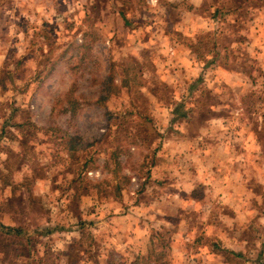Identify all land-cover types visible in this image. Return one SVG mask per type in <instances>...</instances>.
I'll return each instance as SVG.
<instances>
[{
	"label": "rangeland",
	"instance_id": "374dc122",
	"mask_svg": "<svg viewBox=\"0 0 264 264\" xmlns=\"http://www.w3.org/2000/svg\"><path fill=\"white\" fill-rule=\"evenodd\" d=\"M0 264H264V0H0Z\"/></svg>",
	"mask_w": 264,
	"mask_h": 264
},
{
	"label": "trees",
	"instance_id": "16d2710c",
	"mask_svg": "<svg viewBox=\"0 0 264 264\" xmlns=\"http://www.w3.org/2000/svg\"><path fill=\"white\" fill-rule=\"evenodd\" d=\"M232 4H233V6H232L233 8L229 9L228 12H230V11H234L235 12V11H237V9L240 8V6L237 5L238 4L237 1L232 2ZM213 35H216V33L213 34ZM9 230H14V228H9ZM221 252H224L225 254H223V255H225V256H228V255L232 256L233 255V257H231L230 260H233L236 263H240V260L237 259V257L241 255L240 252H234V251H229V252L226 251L225 252L224 250H222Z\"/></svg>",
	"mask_w": 264,
	"mask_h": 264
},
{
	"label": "crops",
	"instance_id": "0c3cea01",
	"mask_svg": "<svg viewBox=\"0 0 264 264\" xmlns=\"http://www.w3.org/2000/svg\"><path fill=\"white\" fill-rule=\"evenodd\" d=\"M20 46V45H19Z\"/></svg>",
	"mask_w": 264,
	"mask_h": 264
}]
</instances>
